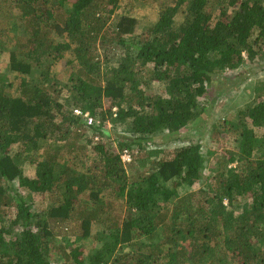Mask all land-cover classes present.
Returning <instances> with one entry per match:
<instances>
[{"label":"trees","instance_id":"obj_1","mask_svg":"<svg viewBox=\"0 0 264 264\" xmlns=\"http://www.w3.org/2000/svg\"><path fill=\"white\" fill-rule=\"evenodd\" d=\"M131 1L159 2L155 23H113L123 0H0V264H264V83L231 94L235 150L206 188L201 141H154L207 115L220 73L264 70V0Z\"/></svg>","mask_w":264,"mask_h":264},{"label":"rangeland","instance_id":"obj_2","mask_svg":"<svg viewBox=\"0 0 264 264\" xmlns=\"http://www.w3.org/2000/svg\"><path fill=\"white\" fill-rule=\"evenodd\" d=\"M125 1L121 4V7L118 9L117 13L113 17V23H116V20L119 15L130 14L136 19H139L142 25L148 23H155L160 10L159 2L156 3H135L131 0ZM164 0H161L162 2ZM171 4H174L176 0H168ZM182 14V13H181ZM182 16V15H181ZM120 50L116 49V59L119 57ZM9 56L8 54L0 55V72H8L9 66ZM244 67L236 71H227L220 73V81L224 84L219 85L217 80L209 87V98L206 102L209 110L207 115H205L200 122L197 124L189 125L187 128L183 129L179 135H176V140L174 138L164 137L162 135L156 136L154 141L157 144H162L164 146H169L167 153L172 152L175 147L187 146L191 142L201 141L202 151L205 156V160L208 159L207 169L203 176V181L192 188L193 191L201 189V187H207V181L209 178L210 170L214 171V168L220 170L226 164L227 159H229L230 153L235 150L236 134L229 130L227 125L230 121H235L237 117L235 116L234 109L240 104L237 101V98H232V95L235 93L240 94L239 96L251 95L253 86L264 83V70L260 66H254V64L248 61ZM60 65V64H59ZM60 70L64 71V67L61 65ZM256 70V71H255ZM232 94V95H231ZM236 100V101H234ZM110 102L105 101L104 106L108 108ZM117 108L113 109L115 113ZM226 123L225 126L219 127L215 130V124ZM115 125V124H114ZM120 124L116 122L115 127L112 122H107L105 128L111 133V137L105 139L107 142L115 144L117 135L120 131H123V128L119 127ZM216 131V132H215ZM257 134L260 135L261 130H256ZM95 141V140H94ZM136 151V147H133ZM212 153V154H211ZM125 155V154H124ZM123 155V157H124ZM170 155V154H169ZM130 158V157H129ZM126 163H130V160L127 158L124 160ZM128 165V164H127ZM236 165L231 164L228 167ZM128 171L132 175L134 174L133 166L129 164ZM28 174V171H27ZM188 190H184L185 193ZM36 201H40L41 198L36 197ZM96 245L92 244L91 249Z\"/></svg>","mask_w":264,"mask_h":264},{"label":"built area","instance_id":"obj_3","mask_svg":"<svg viewBox=\"0 0 264 264\" xmlns=\"http://www.w3.org/2000/svg\"><path fill=\"white\" fill-rule=\"evenodd\" d=\"M77 116L81 117L83 121H85L88 125H92L94 123V119L90 116L89 113H84L81 110H75L74 112ZM130 160L128 153H125L123 160L125 159Z\"/></svg>","mask_w":264,"mask_h":264}]
</instances>
